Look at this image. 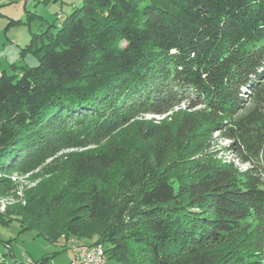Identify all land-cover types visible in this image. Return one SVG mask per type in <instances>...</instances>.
<instances>
[{"label": "trees", "instance_id": "1", "mask_svg": "<svg viewBox=\"0 0 264 264\" xmlns=\"http://www.w3.org/2000/svg\"><path fill=\"white\" fill-rule=\"evenodd\" d=\"M58 18L23 50L36 66L0 71V188L100 148L9 219L94 240L108 264H264V0H81Z\"/></svg>", "mask_w": 264, "mask_h": 264}, {"label": "rangeland", "instance_id": "2", "mask_svg": "<svg viewBox=\"0 0 264 264\" xmlns=\"http://www.w3.org/2000/svg\"><path fill=\"white\" fill-rule=\"evenodd\" d=\"M80 5L81 0H6L1 3L0 19L2 14L12 18L0 22V66L5 69V73L16 74L21 68L36 66L37 51L34 47L23 54L32 35L54 33L60 22L59 15L68 14L72 6ZM19 42L21 45L16 47ZM145 118L152 119L151 116ZM99 148L96 145L83 150L62 151L50 160L35 162L31 167L16 170L6 176L8 186L0 188V254H4L9 262L33 264L45 259L44 264H80L70 251L71 241L86 245L94 240H78L62 234L58 240L50 241L36 230H23L20 222L12 217L9 219L5 211L8 209L15 212L25 204L32 191L51 189L57 178L67 172V155L74 157L95 152ZM262 188L264 190V185ZM6 221L11 222L3 225Z\"/></svg>", "mask_w": 264, "mask_h": 264}, {"label": "built area", "instance_id": "3", "mask_svg": "<svg viewBox=\"0 0 264 264\" xmlns=\"http://www.w3.org/2000/svg\"><path fill=\"white\" fill-rule=\"evenodd\" d=\"M70 251L80 264H108L101 245H82L72 240Z\"/></svg>", "mask_w": 264, "mask_h": 264}, {"label": "crops", "instance_id": "4", "mask_svg": "<svg viewBox=\"0 0 264 264\" xmlns=\"http://www.w3.org/2000/svg\"><path fill=\"white\" fill-rule=\"evenodd\" d=\"M6 2V0H1L0 1V5H1V3L3 4V3H5ZM2 11H4V9L2 10ZM2 13H4V12H2ZM4 18V19H3ZM9 19H12V18H10L9 16H7V15H4V14H2V17H1V19H0V22H3L2 20H9ZM17 44V46L16 47H18V45H21V43L19 42V43H16ZM11 46H13V45H11ZM15 47V46H14ZM17 50V49H16ZM0 71H5V69H2V67L0 66Z\"/></svg>", "mask_w": 264, "mask_h": 264}]
</instances>
